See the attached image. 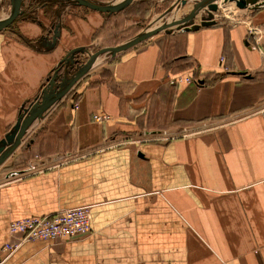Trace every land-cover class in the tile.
<instances>
[{
	"label": "crops",
	"instance_id": "0c3cea01",
	"mask_svg": "<svg viewBox=\"0 0 264 264\" xmlns=\"http://www.w3.org/2000/svg\"><path fill=\"white\" fill-rule=\"evenodd\" d=\"M249 8L111 55L32 121L0 163V247L9 220L66 207L88 205L91 232L24 241L4 264H264V6ZM76 9L0 30V144L71 50L117 45V10Z\"/></svg>",
	"mask_w": 264,
	"mask_h": 264
},
{
	"label": "rangeland",
	"instance_id": "374dc122",
	"mask_svg": "<svg viewBox=\"0 0 264 264\" xmlns=\"http://www.w3.org/2000/svg\"><path fill=\"white\" fill-rule=\"evenodd\" d=\"M9 1L10 0H3L0 2V18L4 17L9 12ZM93 1L108 3L116 0ZM180 2L181 0H131L130 3L117 10V16H114L109 20L110 26H112V28L114 27V30L111 32L110 39L116 38L118 40L117 45H120L128 39L133 38L138 33L151 31L153 28L161 25L164 21H170L171 23L166 27V29L160 30L156 34H169L176 31V19L188 14L189 12H193V18L189 22L185 23L182 28L198 27L203 26L206 23H218L222 21L234 22L238 18L240 19L244 17V14H246L250 9L249 8L247 10V8L237 7L234 0H185L183 4L179 5ZM209 3H216L217 9L209 10ZM229 5L231 6L229 7ZM247 5L251 7V9H254L257 6H264V0H248ZM78 6L81 5H78L77 3L73 4L69 0H44L43 2L40 1L34 4L23 0L21 5L22 13L7 27H12L16 20L21 19L22 16L26 14L30 18L35 15L38 16L41 11L44 12V16L49 17V21H51L52 25H54L57 23L61 13L75 11ZM81 7L83 8V6ZM223 7H226V10ZM100 32H96L97 34L94 37L98 36ZM101 42L102 41L99 42L97 40V44L90 45L85 51L75 52L68 58V60L61 62V65H59L55 70V72L59 75L56 81L60 84V87H57L56 90H64L74 74L84 66H87V73L92 71L94 67H101V62L111 56V52L109 51L100 52L102 48H105L104 45H102L104 42ZM94 62L96 63L93 65ZM41 93L37 97V101L40 100Z\"/></svg>",
	"mask_w": 264,
	"mask_h": 264
},
{
	"label": "built area",
	"instance_id": "2783aa9c",
	"mask_svg": "<svg viewBox=\"0 0 264 264\" xmlns=\"http://www.w3.org/2000/svg\"><path fill=\"white\" fill-rule=\"evenodd\" d=\"M247 41L251 49L261 51L259 41L261 39L259 28L254 25H247ZM252 39V41H251ZM219 61H224V56L219 57ZM184 80L187 83L199 84L200 78L194 75H177L170 80V83H177ZM72 107L78 108V102L73 101ZM109 118V114L104 112L94 113L92 119L103 122ZM90 207L79 205L66 207L52 214L30 215L9 220L7 231L11 240L5 241L0 247V264H4L7 257L27 240L54 241L73 237L75 235H85L91 232Z\"/></svg>",
	"mask_w": 264,
	"mask_h": 264
},
{
	"label": "water",
	"instance_id": "95a60500",
	"mask_svg": "<svg viewBox=\"0 0 264 264\" xmlns=\"http://www.w3.org/2000/svg\"><path fill=\"white\" fill-rule=\"evenodd\" d=\"M73 3H77L78 5L88 7L90 9L100 11V12H106V13H112L116 10H119L123 8L126 4L130 3L131 0H116L111 1L108 3H101V2H95L92 0H69ZM235 4L239 8H245L247 6V0H234ZM185 0H181L180 4H183ZM23 3V0H10V10L8 14L0 19V30L5 29L8 25H10L17 16H19L22 13L21 5ZM261 7L257 6L256 8ZM209 10H216L217 4L216 3H209L208 4ZM193 18V12H189L188 14L177 18L175 23L176 30H179L182 28V26L192 20ZM170 21H164L161 25L153 28L151 31L146 33H138L133 38L128 39L126 42L111 46V47H105L102 48L100 52L102 51H109L111 52V55H115L118 52L131 47L133 44L142 41L146 39L149 36H152L159 32L160 30L166 29V27L170 24ZM213 23H206L205 25H209ZM197 27V26H196ZM56 35L53 36V39H55ZM82 48H75L71 50L66 57H64V61L68 60L72 54L75 52L81 51ZM72 61V60H71ZM87 66H84L81 68L77 73L74 74V76L71 78L70 82L66 85L65 89L62 91L56 90L57 87H60V84L56 81L58 74L55 72L48 80L47 84L43 87L41 97L39 101H34L32 105L24 109V115L21 116L14 135L10 138L9 144H0V163L18 146L20 143V140L27 129V127L32 123V121L36 118L41 117L42 113L47 109L55 100H57L59 97H61L69 88L70 86L78 79L80 78L85 72H86Z\"/></svg>",
	"mask_w": 264,
	"mask_h": 264
},
{
	"label": "bare ground",
	"instance_id": "6f19581e",
	"mask_svg": "<svg viewBox=\"0 0 264 264\" xmlns=\"http://www.w3.org/2000/svg\"><path fill=\"white\" fill-rule=\"evenodd\" d=\"M229 1H230V0H229ZM231 1H232V0H231ZM247 2H248V1H247ZM219 6H220V5H219ZM224 6H225V5H224ZM223 8L226 10V7H223ZM245 8H249V7L246 6ZM7 14H8V13H7ZM7 14H6V15H7ZM6 15H5V16H6ZM5 16H4V17H5ZM1 18H3V17H1ZM1 18H0V19H1ZM189 26H190V25H189Z\"/></svg>",
	"mask_w": 264,
	"mask_h": 264
},
{
	"label": "trees",
	"instance_id": "16d2710c",
	"mask_svg": "<svg viewBox=\"0 0 264 264\" xmlns=\"http://www.w3.org/2000/svg\"><path fill=\"white\" fill-rule=\"evenodd\" d=\"M93 1V0H92ZM73 3V2H72ZM74 4V3H73ZM58 77H59V75H58Z\"/></svg>",
	"mask_w": 264,
	"mask_h": 264
}]
</instances>
